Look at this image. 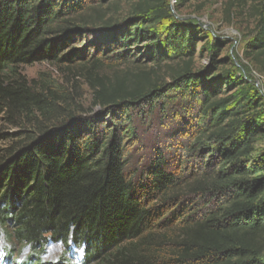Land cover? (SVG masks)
<instances>
[{
  "label": "trees",
  "instance_id": "obj_1",
  "mask_svg": "<svg viewBox=\"0 0 264 264\" xmlns=\"http://www.w3.org/2000/svg\"><path fill=\"white\" fill-rule=\"evenodd\" d=\"M87 3L0 0V114L24 128L3 136L0 227L34 252L85 244L84 264H264V102L233 66L195 71L200 35L213 61L228 42L175 21L168 0H138L101 33L97 56L139 71L92 83L98 112L26 129L53 103L20 71L85 56L63 52L94 25ZM246 49L264 67V10Z\"/></svg>",
  "mask_w": 264,
  "mask_h": 264
},
{
  "label": "rangeland",
  "instance_id": "obj_2",
  "mask_svg": "<svg viewBox=\"0 0 264 264\" xmlns=\"http://www.w3.org/2000/svg\"><path fill=\"white\" fill-rule=\"evenodd\" d=\"M168 1L172 6L175 21L188 24V27L197 25L212 41L228 42L221 45L220 52L216 54V61H213L203 49L206 39L200 35L197 39L195 71L218 74L233 66L237 76L245 77L259 92L264 102V67L251 60L250 55L246 53L250 52V49H246L247 44L254 35L259 14L264 10V0H184L177 4L175 0ZM87 4L88 9L83 13L85 18L93 21L94 25L88 26L89 33L73 41L71 46L63 52L66 53L72 48L81 50L87 47L85 56L77 59L73 66L67 63L60 65L40 62L25 66L20 71L35 91L42 93L53 103L52 110L46 117L37 112L29 115L28 119L26 116H21V121L28 125L26 129L34 130L36 125L52 124L56 120L66 118L69 114L79 117L98 112L100 108L93 104L95 91L92 83L95 84L98 78L113 79L114 76H121L126 71H139L134 69L133 57L126 65L111 67L109 60L97 56L95 47L101 42L100 36L106 31L105 28H108L106 26L125 24L132 17L133 10L139 4L138 0H88ZM145 60L140 65L142 71L160 69L158 74L161 80H169L168 69L158 68L154 63H148ZM96 61L98 62L94 67L93 64ZM23 129L8 123L6 116L0 114V151L9 146L4 135L18 133ZM263 151L264 130L261 132L254 156H259ZM9 241L13 245L14 257L19 255L20 249L25 245L15 239ZM77 248L78 246L72 245L67 249L61 243L50 242L41 249L32 251L25 264H42L40 257L44 253H46L44 264H71ZM14 257L13 263L16 264ZM13 263L6 262V264Z\"/></svg>",
  "mask_w": 264,
  "mask_h": 264
},
{
  "label": "clouds",
  "instance_id": "obj_3",
  "mask_svg": "<svg viewBox=\"0 0 264 264\" xmlns=\"http://www.w3.org/2000/svg\"><path fill=\"white\" fill-rule=\"evenodd\" d=\"M13 245L9 241L8 233L3 227H0V264H6L5 257L8 256ZM86 245L81 244L77 249H75V255L71 259V264H84ZM32 253L31 244H26L24 248L20 249L19 255L15 256L14 259L16 264H24L28 256ZM46 253L41 254V262L44 264V256Z\"/></svg>",
  "mask_w": 264,
  "mask_h": 264
}]
</instances>
